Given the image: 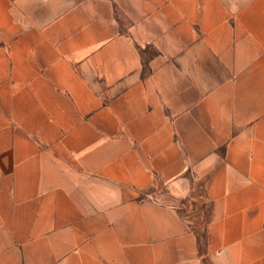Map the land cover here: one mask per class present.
<instances>
[{
	"label": "crops",
	"instance_id": "crops-1",
	"mask_svg": "<svg viewBox=\"0 0 264 264\" xmlns=\"http://www.w3.org/2000/svg\"><path fill=\"white\" fill-rule=\"evenodd\" d=\"M0 264H264V0H0Z\"/></svg>",
	"mask_w": 264,
	"mask_h": 264
}]
</instances>
